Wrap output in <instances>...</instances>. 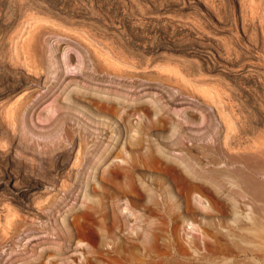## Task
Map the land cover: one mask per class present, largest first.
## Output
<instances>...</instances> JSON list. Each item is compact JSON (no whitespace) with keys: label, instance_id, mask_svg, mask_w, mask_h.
<instances>
[{"label":"bare ground","instance_id":"obj_1","mask_svg":"<svg viewBox=\"0 0 264 264\" xmlns=\"http://www.w3.org/2000/svg\"><path fill=\"white\" fill-rule=\"evenodd\" d=\"M68 1L84 6L95 4L99 7V0H2L0 2V28L2 29L0 36V147L4 149L0 152V156L17 163L23 172L20 175L23 181L19 189L20 197L16 195L17 193L16 197L14 196L15 199L11 197L17 201L19 209H15L14 205L12 208L9 203L5 207L2 205L0 218H4L5 221L0 219V232L5 231L3 235L6 238L9 234L21 236L22 247L28 241L33 242L41 234H50L43 224L48 223L52 212L56 211L60 213L62 223L68 228L63 236L58 234L57 238L60 240L74 238L79 242L82 236L79 229L87 225L88 219L96 216L104 217L108 226L107 231L110 233L111 211L110 207L102 201L89 198L90 194H86L83 201L84 207H71L70 214L67 211L62 212L61 204L68 202L73 186L81 183L82 174L89 169L96 174L101 172V176L108 181L112 177H126L129 181L124 184L132 187L134 169L140 161L158 166L165 163L175 177L188 187L190 194L212 192L215 194L212 200H216V203L220 202L219 204H231L234 207L240 204L242 199L264 200V180L261 179L264 173V151L257 149L246 152L232 141L220 142L216 134L222 133L219 132L222 125H219L221 116L217 109L215 111L218 122L216 119L217 123L214 121L215 115L208 111L207 116L209 115L212 120H210L211 127L206 128L210 131L216 130L215 135L218 139L215 138L216 141L214 140L215 143H213L215 145L208 142L199 146L196 139L188 135V131L181 130L182 128L175 124V120L171 122V138L175 137L173 145L182 152L181 156L170 153L171 143L168 144L170 146L165 147L160 142L155 143L153 139L150 140L152 133H160L157 128L167 124L162 119L163 116L168 115V113L165 115L162 98L167 96L166 102L169 105H176L183 99L174 92L165 91V79L160 72L158 59L147 58L143 25L140 28L137 26L128 29V32L140 42L139 48L133 50L132 46L125 43L116 45L113 41L114 36H118L119 33L122 37L121 34L126 31L117 33L104 26H97V29H94L92 27L94 23L89 25L90 22L84 21L83 10V12L64 14L60 8ZM109 9L99 13L102 20L109 21L111 25L114 23L113 19L117 17L118 21L125 20L124 15L110 12ZM142 18L139 19L140 22ZM66 48H70L77 54L79 64L78 67L76 66L78 70L75 77L70 79L73 85L63 88V83L68 78L64 69L76 61L75 54H67ZM91 68H93L92 72ZM83 82L84 85H81ZM151 91H157V98L150 97ZM48 100H51L53 104L43 107ZM79 106L93 115L98 114L96 117L102 116L109 122L92 121L94 126L89 129L90 125L87 126L80 117L66 111V109H77ZM150 114H153L155 118L150 117ZM134 115H138L140 119L136 124L130 121L131 116ZM35 116L38 122L43 123L42 126L34 125L36 127L34 128L32 124H35L33 123ZM167 118L169 119V115ZM61 131L63 141L51 140L52 143H47L43 151H38L33 143L32 145L29 143L28 134L30 136L32 133L45 139ZM182 136L196 143L189 147ZM206 137L207 135L202 138L206 140ZM126 154H129L130 160L125 158ZM117 159L126 160L129 167L122 172L124 168L121 167L119 170V165L114 163ZM205 159L209 160L208 164L213 165L222 160L226 162V167H206ZM194 163L198 166L196 167ZM68 167H70V181L57 174L58 171L61 173V169L66 170ZM10 171L13 170L10 169ZM3 174L9 180L18 177V174L9 171L6 173L3 171ZM72 179H74L73 182H71ZM122 184L115 183L116 188L128 189ZM85 186H88L87 183ZM39 192H43V197H34L36 193L39 195ZM60 192L65 194L60 197ZM223 195L225 197H222ZM149 202L164 204L168 207L172 205L170 203L173 199L167 196L159 201L155 197H149ZM114 208L115 204H112L113 212ZM66 214L70 215L78 231L73 232L69 229V222H67L69 218ZM29 220L42 222V228L33 230L28 224ZM38 239H41V236ZM10 251L11 253L7 249L4 255L3 251L0 252V264H4L5 260L10 264H58L65 259L66 254L63 244L55 249L48 247L38 252L33 250L34 259L21 254L12 257L14 250ZM10 255L11 258L7 259ZM69 258L77 262L79 256L72 254ZM120 259L128 264H137L136 262L147 264L141 257L120 258L110 254L85 257L83 264L103 262L108 264ZM176 261V258L159 257L155 263L176 264Z\"/></svg>","mask_w":264,"mask_h":264},{"label":"rangeland","instance_id":"obj_2","mask_svg":"<svg viewBox=\"0 0 264 264\" xmlns=\"http://www.w3.org/2000/svg\"><path fill=\"white\" fill-rule=\"evenodd\" d=\"M71 2L68 1L60 8L64 14L84 11V21L90 22L89 25L94 23V29L104 26L117 33L126 31L121 34L122 37L119 33L114 36L116 45L125 43L132 46L133 50L139 48L140 42L128 29L137 26L140 28L143 25L147 58L158 59L160 72L165 79V91L174 92L183 99L176 105H169L166 102L167 96L162 98L161 103L163 102L165 115L168 113L169 119L168 115L162 117L163 122L167 124L157 128L160 133H152L150 140L160 142L165 147L171 145L170 153L181 156L182 152L173 145L175 137L171 138V122L175 120V124L180 126L181 130L188 131V135L194 137L199 146L208 142L215 143L218 136L220 142L232 141L246 152L257 149L264 151V0H141L142 3L140 0H99V7L95 4L84 6ZM108 9L110 12L124 15L125 20L118 21L117 17L113 19L116 23L112 25L109 21L102 20L99 13ZM141 17L143 18L140 22ZM0 32L1 36V28ZM66 53L75 54L70 48H66ZM74 56L75 63L64 69L68 78L67 82L63 83V88L73 85L70 79L75 77L78 70L76 66L79 64L77 54ZM81 85H84V82ZM150 94L151 98H157V91H151ZM51 104V100H48L43 107ZM77 109L66 111L80 117L82 122L90 125L89 129L94 126L92 121L109 122L102 116L96 117V112L97 115H93L81 106ZM89 109L92 110L91 107ZM216 109L221 116L220 134H216V130H206L211 127L212 120L207 116L208 111L215 115L214 121H217ZM150 117L155 118L153 114H150ZM34 119L33 126L43 125L37 121L36 116ZM139 120L138 115L130 118L133 124ZM205 133L206 140L202 138L206 136ZM28 138L31 145L33 143L38 151H43L47 143H52L51 140L63 141V133H53L50 138L45 139L31 133ZM182 139L189 147L196 143L183 136ZM3 150L0 147V152ZM129 157V154H126L127 160H130ZM6 161L7 158L0 156V208L9 203L18 210L19 205L14 201V196L16 193L17 196L20 195L19 189L23 182L20 175L23 172L17 163ZM208 161H204L206 167H226V162L222 160L216 165L208 164ZM5 163H8V166ZM114 163L119 165V170L124 168L122 172L129 167L126 160L117 159ZM137 164L132 187L124 184L129 181L126 177H112L108 181L101 176V172L96 174L89 169L88 173L82 174L81 183L73 186L70 191L67 200L69 203L65 201L66 204H61L62 212L69 213L74 206L83 208L86 194H90L89 198L107 204L112 218L111 234L107 231L104 217L96 216L88 219L87 225L79 229L82 235L81 239L78 238L79 242L74 238L60 240L57 238L58 234L63 236L68 228L62 223L60 213L53 211L49 224H43L50 234H41V239H38L39 236L21 247V236L9 234L6 238L3 235L5 231H1L0 235L6 239L0 237V252L3 251L4 255L7 249L9 253L13 249L12 257L21 254L34 259L33 250L38 252L48 247L55 249L63 244L65 259L58 264H83L85 257L99 254L120 258L141 257L147 264H165L155 263L159 257L176 258V264H264V200L242 199L241 203L234 207L231 204H219L220 202L212 200L215 196L212 192L190 194L188 187L175 177L165 163L162 166L142 161ZM69 168L61 169L62 174L58 171V176L70 181ZM3 171L18 174L17 180H9ZM261 179L264 180V173ZM73 181L74 179L71 180ZM86 183L88 186H85ZM115 183H123L128 189H117ZM41 193H36L34 197H43L44 194ZM64 194L60 192V197ZM167 196L173 199L170 203L172 205L168 207L149 202V197L162 201V198ZM112 204H115L114 212L111 209ZM69 214H66L69 218V229L78 231ZM0 219L5 221L4 218ZM28 224L33 230L42 228V222L39 221L29 220ZM72 254L79 256L77 262L69 258ZM11 255L7 259L11 258ZM4 264L10 262L5 260ZM108 264L128 263L120 259Z\"/></svg>","mask_w":264,"mask_h":264}]
</instances>
